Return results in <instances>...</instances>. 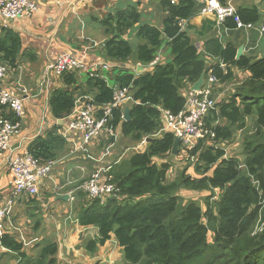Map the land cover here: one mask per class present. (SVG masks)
<instances>
[{"label": "trees", "instance_id": "trees-1", "mask_svg": "<svg viewBox=\"0 0 264 264\" xmlns=\"http://www.w3.org/2000/svg\"><path fill=\"white\" fill-rule=\"evenodd\" d=\"M164 3L168 15L162 29L140 24L141 11L133 4L99 20L109 35L103 44L104 57L115 61L110 77L106 75L109 72L104 73L106 80L65 72L60 79L66 88L54 89L48 98L52 117L64 120L74 109L77 97L91 96L92 100L85 101L105 105L112 101L113 84L131 85L135 102L127 104L130 119L123 120L124 105L115 106L106 124L110 133L102 132L99 150L113 144L115 134L130 137L135 143L146 139L144 149L109 162L102 160L98 165L107 167L103 178L119 189L117 194L101 201L81 188L76 190L78 224L97 230L83 247L94 255L113 234L126 264H264V56L243 54L236 59L235 44L222 45L218 38L208 36L203 50L220 59L224 67L218 61L207 65L196 44L179 30L178 20L194 14L195 1ZM236 13L244 24L264 22L256 5L237 7ZM134 26H138L136 36L143 40L135 51L124 37ZM223 26L233 30L235 22L226 18ZM163 35L169 39L170 61L138 73L122 66L132 55L142 66L151 63L164 43ZM20 49L19 35L4 29L0 34L1 60L14 67L20 56L27 54ZM120 62L121 66L117 65ZM208 70L216 79L212 90L226 91L204 118L214 137L182 148L174 158L191 166L186 164L172 179L171 164L163 158L171 154L173 134L162 130L161 109L172 113L182 110L186 103L183 91ZM236 72L241 73L240 81L225 89L234 83ZM9 118L16 119L12 114ZM248 118L252 120L249 128ZM60 127L56 124L35 137L28 143L27 152L40 162L60 157L66 149L65 139L57 134ZM238 130L244 131L241 158L227 156L224 148L216 145L230 140ZM186 155L189 157L185 161ZM182 189L210 194L204 198L203 208L190 200L177 212ZM256 225L258 230H254ZM0 245L15 253L16 264H72L59 259V245L49 237L38 241L31 254L21 240L5 232Z\"/></svg>", "mask_w": 264, "mask_h": 264}, {"label": "crops", "instance_id": "crops-1", "mask_svg": "<svg viewBox=\"0 0 264 264\" xmlns=\"http://www.w3.org/2000/svg\"><path fill=\"white\" fill-rule=\"evenodd\" d=\"M33 1L36 4V9L28 16L16 20L0 18V34L3 33L4 29L16 32L21 40L20 51L27 53L20 56L14 67L2 61L0 55V61L8 66L2 87L23 99V115L18 120L20 121L19 128L10 138V148L0 152V206L11 195L13 189V177L8 166L10 157L27 151L26 147L30 141L43 134L46 129L53 128L56 124L61 126L57 129V134L65 139L66 149L60 157L54 160L55 164L51 173L38 183L39 196L33 199L31 198L33 196H19L15 199L12 213L4 221L3 229L5 233L13 235L19 240L22 237L26 247H33L38 241L46 237L57 241L59 245L58 257L62 262L74 264L77 259L69 257V255H73L78 256L79 262L82 264H93L97 255L90 258L84 247H81V243L87 240V237L96 236L97 230L92 226L79 225L77 218L72 214L74 202L76 201L75 192L97 169L106 149L109 150V156H106L103 160L106 162L111 161L107 159H111L112 148L117 142L115 140L111 147L108 146L103 151L99 150L100 139L103 138L102 133L97 140L86 146L84 150L75 149L78 144L75 135L69 131L67 137L63 134L67 131L66 122L69 116L64 120L62 119V121L60 119L56 120L52 117L48 108V98L52 91L56 88L65 89L66 86L60 76L49 72L45 74V68L50 61H53L57 55L63 52L73 54L88 65L98 61L115 64V61L104 57L103 44L109 35L104 32L99 20L108 14H113L119 8L133 4L141 11L140 24L149 23L162 29V21L168 15L164 2L175 4L178 0ZM100 1H103V3L99 4ZM194 1L196 11L189 18L178 20L179 30L185 31L196 44L201 56L207 61V65L210 66L220 60L203 50V42L208 36L218 38L222 45H225L226 42H232L237 48L242 45V55L245 54L249 57H258L260 51H264V39L257 29L235 27L231 30L226 28L223 24H217L213 15L200 14L204 0ZM222 1L233 2L232 0ZM239 2L251 6L263 3V0H239ZM234 6L236 9L237 7H246ZM262 12H264V7ZM262 16L264 18V14ZM261 22L264 23L263 20L259 23ZM137 28L138 26L132 27L124 36L132 48L142 43L136 36ZM163 37L164 43L158 49L154 60L148 65L142 66L136 63L133 58L131 62L129 60L125 64L121 62L116 64H122L129 70L138 73V65L143 67L140 71L143 72L151 70L155 64L170 61L172 55L166 45L169 39L164 35ZM220 67H224V65L220 63ZM106 75L109 78L111 72ZM188 90L189 87L186 92ZM183 92L186 94L185 90ZM85 100H92V97H77L74 110L82 106L86 102ZM2 111L0 110V112ZM120 143L119 140L117 148L119 152L121 148L129 150L133 148V151L142 150L146 145L142 141L136 144L120 145ZM99 159L101 161H98ZM73 212L76 214L75 211ZM113 243L117 245L118 249H121L112 234L109 240L98 247V250L102 248L104 251L107 245ZM25 251L31 254V251L26 250V248ZM14 255L15 253L7 251L0 245V264H16L17 259Z\"/></svg>", "mask_w": 264, "mask_h": 264}, {"label": "built area", "instance_id": "built-area-1", "mask_svg": "<svg viewBox=\"0 0 264 264\" xmlns=\"http://www.w3.org/2000/svg\"><path fill=\"white\" fill-rule=\"evenodd\" d=\"M35 9L36 4L33 0H0V18L5 20L26 17ZM236 12L237 9L232 3L222 0H204V5L200 10V14L213 15L217 24H223L226 18H231L235 22L236 28L257 29L264 39V23L244 24L239 20ZM113 67H115L113 64L104 61L88 65L73 54L63 52L46 65L45 74L49 72L61 76L65 72H77L106 80L104 72L111 71ZM7 71V64L0 61V110H3L0 112V152L10 148V138L17 132L20 122L18 120L23 115V99L2 87ZM215 82L214 76L208 72L198 90L189 88L186 92V103L182 110L172 113L169 110L161 109L162 130L178 136L181 144L185 145L183 148L193 147L195 143L192 144V142L196 139L197 141L200 139L212 141L214 137L213 131L206 127L204 118L216 106L217 99L213 96L212 90ZM112 88L113 96L110 103L95 105L86 101L68 115L67 131L63 134L67 137L69 131L75 135L78 141L75 146L76 150H84L86 146L97 140L102 132L110 133L106 124L115 106L135 102L132 98L131 85L119 86L115 84L112 85ZM9 114H12L16 119L11 120ZM145 141L143 138L142 143ZM108 154L109 150L106 149L102 158L104 159ZM54 164V160L40 162L27 151L8 159L9 170L13 177V189L11 195L0 206V237L4 233L3 223L12 213L15 199L19 196H35L38 192V183L51 173ZM106 169L107 167H98L79 188L90 197L100 198L101 201L117 194L119 189L103 178ZM20 240L23 244L25 243L22 237Z\"/></svg>", "mask_w": 264, "mask_h": 264}, {"label": "rangeland", "instance_id": "rangeland-1", "mask_svg": "<svg viewBox=\"0 0 264 264\" xmlns=\"http://www.w3.org/2000/svg\"><path fill=\"white\" fill-rule=\"evenodd\" d=\"M233 2V4L234 5H238V6H248V5H246V4H242V3H240L239 2V0H232ZM102 4L103 3V1H100L99 2V4ZM258 3V2H257ZM256 6H257V8H258V10L260 11V14L261 15H263L264 14V12H262V9H263V7H264V0H263V3H258V4H256ZM143 14V13H142ZM105 17V16H104ZM142 17H144V16H142ZM78 25H79V27H80V23L78 22ZM84 28V27H83ZM85 30H86V27H85ZM74 35V34H73ZM130 35H132V33H130ZM139 41L140 42H142L143 40L142 39H139ZM133 46H134V43H133ZM133 51H135V48L133 47ZM166 51V50H165ZM260 56H264V51L263 52H261L260 51V54L258 55V57H260ZM132 57H133V55H132ZM132 57L129 59L130 60V62L132 61ZM84 77H85V75H83ZM239 76H241V73L240 72H236L235 73V76H234V79H235V81H234V83H232V84H227V86H226V88L225 89H229V88H232V87H234V85H235V83L236 82H238V81H240L239 79H240V77ZM108 82H109V84H112L113 83V81L110 79V80H108ZM225 89H224V91H225ZM214 91V94H213V96H215V98L216 99H220V98H222L223 96H224V94H225V92H223V91H219V92H217L216 90H217V88H214L213 89ZM252 120L251 119H249L248 118V120H247V126H248V128L249 127H251L252 126ZM244 131H241V130H238V131H236L235 132V134L233 135V137L230 139V140H228V141H225V142H221V143H219V144H217L216 146H222V148H224V150H225V153H226V155L227 156H230V155H232V156H238V158H241V152H242V139H243V136H244V133H243ZM122 136V137H121ZM149 137V136H148ZM115 140H116V142L117 143H115V145L113 146V148H112V153L110 154V155H112V157H111V159H107V160H115V159H117V158H120V156L122 157V156H124V155H127V154H129L130 152H132L134 149L133 148H131L130 150L129 149H123V148H121V151L119 152L118 151V144H119V140L121 141V143H120V145H125V144H130V143H135V142H133L131 139H130V137H125V136H123V135H117L116 136V134H115ZM201 140V139H200ZM203 140V139H202ZM196 144L197 143V139L196 140H194L193 142H192V144ZM136 144V143H135ZM211 144H212V142H211ZM112 145V144H111ZM111 145H110V147H111ZM134 145V144H133ZM135 146V145H134ZM185 145H183V144H181V142L179 143V145H178V150H177V154H180V151H181V149L184 147ZM117 149V150H116ZM114 152H115V155H114ZM122 154V155H121ZM183 154H184V152H183ZM107 156H109V154L107 155ZM176 155H172V154H170V155H166L163 159L164 160H166V161H169V163L171 164V168H170V174L172 175V179L173 178H175V177H177L178 175H179V173H180V171H181V169L184 167V166H186V164H189L190 166H191V164L190 163H182V162H180L178 159H175L174 157H175ZM188 155H186L185 157L183 156V158H185V161L188 159ZM191 160V159H190ZM192 161V160H191ZM190 161V162H191ZM102 166H104V164L102 163ZM189 166V167H190ZM188 167V168H189ZM217 190L215 189L214 190V195L216 196L217 195ZM179 194V196H180V201H178V206H177V212H180L183 208H184V206H185V204L184 203H187L188 201H190V200H194V201H196L197 203H199L201 206H202V208L204 207V198L206 197V196H208L209 194H210V192L209 191H195V190H189V189H182V190H180V192L178 193ZM40 195V190H39V188H38V192H37V194L35 195V196H33V197H31L32 199L33 198H36L37 196H39ZM214 198V197H213ZM213 198H211V200L213 199ZM30 199V198H29ZM28 199V200H29ZM155 199H161L160 197H155ZM75 203V202H74ZM73 211H75L76 212V207H74L73 206ZM72 211V214L74 215V217H76L75 215V213ZM69 223H71V222H69ZM72 224V223H71ZM259 229V225H256L255 226V229L254 230H258ZM211 236L209 235V238H210ZM88 239H89V237H87ZM84 241H86V240H84ZM83 241V242H84ZM83 242L81 243V247H83ZM25 248H26V250H28V251H30L29 249H31L32 247H26L25 246ZM28 248V249H27ZM100 251V252H99ZM99 252V253H98ZM87 253V252H86ZM97 255V257L99 256L100 258H97L96 257V260L94 261V263L93 264H126L125 262H124V260H123V257H122V253H121V249H118V247H117V245L115 244V243H113V244H110V245H107L106 247H105V249H104V251L102 250V248H99V250H98V248H97V250H96V252L94 253V255L93 254H90L89 256H90V258H93V257H95ZM69 257L70 258H75V259H77V260H75L74 261V264H82V263H80L79 261V257L78 256H73V255H69ZM98 259V260H97ZM73 264V263H72ZM92 264V263H91Z\"/></svg>", "mask_w": 264, "mask_h": 264}, {"label": "water", "instance_id": "water-1", "mask_svg": "<svg viewBox=\"0 0 264 264\" xmlns=\"http://www.w3.org/2000/svg\"><path fill=\"white\" fill-rule=\"evenodd\" d=\"M242 50H243V46L242 45L237 48V50H236V56H235L236 59H238L242 55ZM141 69H143V67L140 66V65H138L137 66L138 72H140ZM203 79H204V73H202L200 75V77L198 78V80L195 81L190 86V89L191 90H198L200 88V86L202 85V83H203ZM122 117H123V120H125V121H128L130 119V105H125L123 107ZM60 121H62V120H60ZM179 143H180L179 137L173 135V143H172V148H171V154L172 155H176L177 154V150H178Z\"/></svg>", "mask_w": 264, "mask_h": 264}]
</instances>
